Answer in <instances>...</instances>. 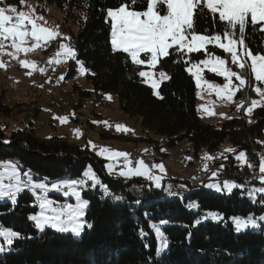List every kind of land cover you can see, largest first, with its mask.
Returning <instances> with one entry per match:
<instances>
[{
	"label": "trees",
	"instance_id": "1",
	"mask_svg": "<svg viewBox=\"0 0 264 264\" xmlns=\"http://www.w3.org/2000/svg\"><path fill=\"white\" fill-rule=\"evenodd\" d=\"M35 1L39 5L55 4L65 22L77 25L68 44L76 52L74 61L82 62L88 70L86 79L90 87L81 90L74 86L78 92L77 103L73 105L75 120H79L81 109L85 106L89 109L87 98L92 105L89 119L100 117L95 113L98 106L115 108L138 132L116 133L101 126L97 133L102 141L131 142L135 148L145 144L155 153L186 142L193 156L204 149L217 159L213 166L218 169L213 168L219 175L242 187L220 193L207 186L208 179L193 185L175 178L176 183L194 188L188 189L182 198H172L164 192L170 179L156 189L140 178L111 177L104 169V161L87 147L63 138H39L33 135L32 121L22 129L0 124V161L17 162L21 174L30 171L33 179L47 178L48 182L62 178L78 180L90 166L112 194L106 195L100 186L82 194L88 207L78 239L48 227L38 229L29 218L37 213L38 206L35 195L28 189L18 192L15 202H0V225L22 237L15 239L8 251L0 253V264H264V221L253 231L240 232L230 223L235 217L255 220L264 216V196L258 192L249 195L264 185L260 182L246 185L243 181L244 174L258 171L263 148L259 139L264 134V107L255 108L249 118L245 114L254 92L246 88L237 93L236 100L245 102L237 115H229L217 124L204 121L198 115L196 86L184 62H198L205 58L203 53L182 58L172 52L161 60L156 71L163 70L171 78L160 84V98L138 75L142 66L133 65L127 54L112 51L106 10L116 8L122 0ZM4 4L22 7L19 0H4ZM134 7L142 10L143 0ZM196 28L213 31L211 18L201 17ZM262 41L264 34L249 28L246 42L254 52L264 53ZM210 51L226 57L220 49L210 46ZM73 74L69 64L66 79ZM205 77L219 80L213 74L205 73ZM4 91L0 88V118L6 119L18 113L20 105L11 106ZM219 147L225 148L224 153ZM240 152L246 154L252 168L236 159ZM36 195L40 196V191ZM114 196L122 199L116 200ZM209 213L216 214L218 220L214 221ZM152 225L159 227L167 241L166 249L159 250L162 241Z\"/></svg>",
	"mask_w": 264,
	"mask_h": 264
},
{
	"label": "snow or ice",
	"instance_id": "2",
	"mask_svg": "<svg viewBox=\"0 0 264 264\" xmlns=\"http://www.w3.org/2000/svg\"><path fill=\"white\" fill-rule=\"evenodd\" d=\"M19 2L20 5H24L26 0H19ZM138 3L140 0H122L116 8L106 10L110 21V43L113 52L127 54L133 65L147 66L149 70H141L138 75L143 78L144 83L150 85L154 95L160 97L158 89L161 82L171 78L163 70L154 71L163 58L168 57L172 52L179 54L182 58L192 53H203L205 58L198 62L184 60L188 65L186 71L194 78L196 88L199 90L197 92L199 98H203L204 92L208 95L214 93L218 99L233 103L237 93L251 88L259 99L250 100L245 109L246 114L251 115L255 108L264 107V53L254 52L246 42L249 28L264 34V0H143L142 10L134 7ZM0 5H3L0 6V56L7 55L16 59L21 67L30 69L28 75L37 70L43 73L45 69H38L33 61L20 59V54L26 56L37 49L46 48L57 38L64 41L70 38L63 35L58 28L48 27L45 18L37 14L34 8L29 7L28 11L18 10L16 6L4 4V0H0ZM201 17L211 18L213 31L209 32L208 29L200 31L196 28ZM217 28L219 30H216ZM210 46L222 50L227 58L210 51ZM69 59H76L75 50L70 44L60 43L58 51L48 63L60 64ZM77 64L80 65L79 71L82 75L88 71L82 62L77 60ZM5 66V63L0 60V68ZM205 71L222 77L224 83L221 85L205 79ZM244 107V101L237 103L238 110ZM202 110L209 116L214 114L209 107L202 106ZM59 119L61 123H65L68 118ZM104 123L107 124V122ZM115 127L117 131H130L123 125ZM76 134L79 135V130H76ZM226 151L233 152L235 149H226ZM98 155L110 161L123 158L125 164L117 173L120 177H144L152 181L156 188H161L162 177L153 175L152 169H159L163 173L162 164L149 167L141 159L133 166L129 154L108 148H100ZM204 158L212 159L207 155ZM236 159L246 163L249 168L253 167L252 164L247 163L244 152H240ZM107 168L109 174H112L113 165L109 164ZM259 172L264 174V158H261L259 162ZM83 175L86 180L92 181V187L99 185L106 195H112L91 169ZM259 179L264 183V175H261ZM86 180L65 179L54 182L49 188L46 183L47 178L44 182H34L30 171L21 174L17 162L0 161V199L7 197L15 202L16 194L25 188L33 195H36V190L44 194L36 196L41 212L29 217L40 230L49 226L59 232L80 235L84 227L81 222L84 215L83 209L88 202L81 200L78 188L83 187ZM207 186L216 187L217 191L221 190L219 185ZM223 187L230 192L233 188L242 186L225 182ZM62 189H67L64 192L65 196L71 195L76 198L78 203L75 206L57 205L55 201L46 198L50 190L61 191ZM256 192L264 194V187L252 190L249 195H254ZM114 199L120 200L122 197L114 196ZM208 215L213 219L217 218L214 213ZM233 219L237 231L249 226L253 228L257 226L252 217H248L247 220L240 217ZM260 219L264 220V217ZM161 223H167V221ZM152 227L162 241L159 250H163L167 246V241L163 239L157 225ZM0 238H2L0 252H4L10 248L15 239L22 237L20 233L0 225Z\"/></svg>",
	"mask_w": 264,
	"mask_h": 264
},
{
	"label": "rangeland",
	"instance_id": "3",
	"mask_svg": "<svg viewBox=\"0 0 264 264\" xmlns=\"http://www.w3.org/2000/svg\"><path fill=\"white\" fill-rule=\"evenodd\" d=\"M29 7L34 8L37 14L42 15L45 18L48 27L58 28L59 31L63 35L70 37V33L76 32L77 25L72 21L65 22L63 20L64 15L62 11L58 9V7L55 4L39 5L35 0H27L26 3L22 5L20 9L18 8V10L28 11ZM37 7H39V9H37ZM60 43L68 44V40L64 41V40H61L60 38H57L56 40L52 41L48 47H46V50L44 52L41 51L40 49H37L27 54L26 56L24 54H20V59H26L29 61H33L36 63L38 69L39 68L45 69L43 73L37 70V72H39V74L43 76V79H40V78L37 79V77L36 78L31 77L34 72H32L31 75H28L27 73L30 71V69L21 67V65L17 62L16 59H12L11 57L7 55L0 56V60H2L6 65L4 68H0V88L5 90L4 96L7 99V102H9L11 106H16L17 104L20 105V110L18 111V113H15L9 116L10 117L9 122H8L9 124L5 123L6 121L4 119L2 120L3 117L0 118V124L3 127L9 126V129H13L15 127H19L22 129L24 127H27L28 121H32L34 130H35V133L33 135L39 138H46V139L63 138L69 143H76V144H79L81 147H87L91 152L94 153L95 156H97L99 159L104 161L103 166L109 176L115 177V178L120 177L117 174L120 170H116V168L120 166L119 161H124L123 158L122 159L117 158L115 160L110 161L106 159L104 156L98 155V152L100 148H108L113 151L124 152L128 154L130 151H127V149L133 147V143L119 142V141H114V140L102 141L97 132L99 131L101 126H104L108 129L107 127L108 124H105L104 122L108 123L110 122V120H115V118L119 116H120V119L119 120L116 119L117 120L116 122L117 123L119 122V125H123L125 128L129 129L133 133L138 132V128H136L135 126H132L133 124H131V122L128 121L127 117L125 115H122L115 108L106 107V106H98L97 109L95 110V113L100 115V117H94L93 119H89L90 117L89 112L91 110L90 106H92L90 98L86 99L87 104H89L88 105L89 109L84 105L85 107L79 111V115H80L79 120L77 121L74 119L75 114H74L73 105L77 103L76 99L78 98V92L74 91V86L79 87L81 90H89L90 86H89L88 80L86 79V73H84L83 75L80 73L79 71L80 65L77 64V62H75L74 60L69 59L66 62H62L60 64H55V63L49 64L48 63L49 59L54 57L55 53L58 51ZM46 63L49 64L48 67H45ZM69 64L72 65L74 74L72 75V77L66 79V73H67ZM141 66H142L141 70H144V71L149 70L146 65H141ZM154 71H156V69ZM205 73H208V72L205 71ZM205 73H204V76H205ZM208 74L212 75V73H208ZM61 77H63V79H61ZM217 78L219 80H210V79L208 80L210 82H215V83L222 85L224 83L223 78L222 77H217ZM205 79L207 78L205 77ZM147 85L150 87L149 84ZM198 91L199 90L196 88V101H197L196 107H197L198 115L201 117L202 120L210 122L212 124H217L229 115L233 116V115L238 114L239 110L237 109V103L239 101L236 100V98H235V102L229 103L225 100L218 99L214 93L212 95H208L207 92L203 93V98H199L197 96ZM254 96L255 97L253 99H259V97L255 93H254ZM202 106L209 107L214 112V114L209 116L205 111L202 110ZM35 113H37L36 117H34ZM245 114H246V111H245ZM246 116L247 118L250 117V115H247V114ZM62 117H67L68 118L67 122L61 123L59 118H62ZM121 119H123L124 123H120ZM76 130H79V135L76 134ZM114 131L117 132L116 128L114 129ZM73 135H76L77 138L74 139ZM259 142L262 144V147H263L261 154L259 156V159L261 160V158H264V134L259 139ZM93 145L95 147H93ZM137 147L138 148L143 147L142 149H145L147 145L143 144ZM142 151L146 152L144 150ZM160 152L161 154L163 153L167 154L165 158H166L167 166H169L170 169L167 168V166L164 164V161H163L164 158L161 157L160 161L158 162L154 161L153 165L162 164L164 166V172L163 173L159 172L160 174H158L156 172H158L159 169L153 168L152 174L156 176H161L162 178L168 175V173L182 174L181 172L183 171L182 166L183 165L187 166L189 164L190 166H194L195 168H197V176L195 177V179L189 180V179L182 178V176H186V177L193 176L194 173H191V172H189L190 173L189 175H187L188 174L187 173L185 175H182V176L178 175V176L182 178L183 180H187L190 183H193V185H196L198 183H202V181L206 180V178L208 179V177L211 176L210 175L211 169L217 168L213 166L214 161L217 159H213V158L205 159L204 157L206 155L207 156H210V155L204 149H201L197 156H193V153L191 152L190 147L186 142H181L177 146L169 150L161 149ZM222 153H224V151ZM157 154L158 153H156V155ZM238 154L239 153H237V155ZM138 160H141V159H138ZM109 164L113 165L114 170L112 174H109V171L107 168V165ZM124 164H125V161H124ZM199 165L203 166L204 171H207V170L208 171L203 172L201 168L198 169L197 166ZM89 169H91L90 166H87L78 180L80 179L86 180L83 174ZM257 172L259 173L260 176L264 175L259 172V167H258ZM31 177L34 182H44L45 181V180H40V179H33L32 175ZM120 178H123L125 180H130L129 178H124V177H120ZM131 178H138V177H131ZM140 178H142L144 181L146 180L148 182H152L144 177H140ZM65 179L74 180V179H69V178H62L57 181H62ZM169 179L175 182L173 180L175 178H169ZM57 181H54V182H57ZM54 182L46 181L49 188H51ZM223 182L225 183L227 181H223ZM231 183H234V182H231ZM260 184L264 185V183H262L261 180H260ZM162 185H163V181L161 180V187ZM96 187H99V185L92 187V181L86 180V184L83 187L78 188V191H80L81 200L87 201L86 199L82 197V194L86 192L87 190L90 191V190L95 189ZM262 187L264 186H261V188ZM66 191L67 189H62L61 191L50 190L46 194V198L52 201H55L57 205L72 204L73 206H75L78 203L76 198L71 195L65 196L64 192ZM221 192L222 191H220V193ZM226 192L228 193L229 191L227 190ZM42 195L44 194L41 193L40 196ZM262 195L264 196V194ZM36 196L37 195H35V199H36V203L38 206V211L35 215L41 212V209L39 207V201L37 200ZM0 202L2 203V202H13V201L5 197L3 199H0ZM87 207H88V204L83 209L84 214H85ZM48 214H51V213H48ZM83 217L81 218V222L84 224ZM260 218L255 219V222L257 225L255 228L249 226L248 228H245L243 230H250V231L255 230L258 227V224L264 221ZM213 220L217 221L218 218L213 219ZM31 222L35 224L34 221L31 220ZM230 223H232L233 228L236 232H240L236 230L234 219H231ZM45 227H48L55 232H59L49 226H45ZM82 232H83V229L79 236L74 235L71 232H59V233L71 234L73 237L78 239L80 238ZM0 242H2V238H0ZM166 247L163 248V250L166 249Z\"/></svg>",
	"mask_w": 264,
	"mask_h": 264
},
{
	"label": "built area",
	"instance_id": "4",
	"mask_svg": "<svg viewBox=\"0 0 264 264\" xmlns=\"http://www.w3.org/2000/svg\"><path fill=\"white\" fill-rule=\"evenodd\" d=\"M49 64H45V67H48ZM31 77H37V79H42V76L39 74V72L37 71H34V74L31 76ZM6 125V124H5ZM73 138L76 139L77 136L76 135H73ZM129 154V159L132 160L134 163H133V166H135V162L138 160V159H142L145 161V163L147 165H149L150 167L153 165V162H154V156H151L147 153H128ZM219 157V155H218ZM119 164L120 166H118V168H116V170H121L123 165H124V161H119ZM213 173H215V175L218 177L219 180H222V181H230L228 180L225 176H221L219 175V171H214V169H211L210 170V175L211 176H215L213 175ZM260 175L257 171H253L251 170L250 172L246 173L243 175V181L246 185H252V184H255V183H259L260 182V179H259ZM207 179V178H206ZM194 187H186L182 184H179V183H176V182H173L171 180H168L165 185H164V192H173L175 194H179L180 192H183L185 190H188V189H193ZM38 193V191H36V194Z\"/></svg>",
	"mask_w": 264,
	"mask_h": 264
},
{
	"label": "crops",
	"instance_id": "5",
	"mask_svg": "<svg viewBox=\"0 0 264 264\" xmlns=\"http://www.w3.org/2000/svg\"><path fill=\"white\" fill-rule=\"evenodd\" d=\"M1 6V5H0ZM121 118H123V117H121ZM119 120L120 119V116L119 117H117V118H115V120H110V122H108L107 124H108V128L109 127H111V128H109V129H111V131L112 132H116V131H114V129L116 128L115 126L116 125H119V122L117 123L116 121L117 120ZM120 123H124L123 122V119H121V122ZM114 124V125H113ZM113 127H114V129H113ZM122 133L123 131H117L116 133ZM129 132V131H128ZM143 148V147H142ZM142 148H135L134 146L133 147H131V148H128L127 149V151H131V150H133V149H142ZM145 148V147H144ZM144 151H146V152H150L153 156H155L156 155V153L155 152H151V150L148 148V147H146L145 149H143ZM158 154L156 155L157 156V159L155 160V161H160V159H161V157H163L164 159H163V161H164V164L167 166V162H166V158H165V156L167 155L166 153L164 154H161V152H157ZM122 159V158H121ZM120 160V159H119ZM240 163H243V162H241V161H239ZM180 163V162H179ZM182 165V164H181ZM183 167V171H181L182 172V174H170V173H168V175H166V176H164L163 178H162V181H164V180H167V179H169V178H179V179H182V178H184V179H189V180H192V179H195V177L197 176V168H195L194 166H190L189 164L187 165V166H185V165H183L182 166ZM198 167V169L199 168H201L202 169V171L203 172H207V171H204V169H203V166H201V165H199V166H197ZM167 168H169V166H167ZM170 169V168H169ZM160 171L158 170V172H156V173H158V174H160L159 173ZM189 172H191V173H194V177L193 176H189V177H186V176H182V175H185V174H187V175H189L190 173ZM178 175H180V176H182V178H180ZM177 176V177H176ZM193 177V178H192ZM138 178H140V177H138ZM129 179H131V178H129ZM140 179H142V178H140ZM146 181V180H145ZM208 184L210 185H219L220 186V188H221V190H223V191H227L226 189H224V187H223V185H224V182L222 181V180H219L218 179V177H214V176H210V177H208ZM148 182V181H147ZM228 182H231V181H228ZM149 183H151V185H152V187L153 188H155L154 187V184H153V182H149ZM202 184V183H201ZM237 188H239V187H237ZM259 188H261V186L259 187ZM157 189V188H156ZM213 189L214 190H216V187H213ZM217 191V190H216Z\"/></svg>",
	"mask_w": 264,
	"mask_h": 264
},
{
	"label": "bare ground",
	"instance_id": "6",
	"mask_svg": "<svg viewBox=\"0 0 264 264\" xmlns=\"http://www.w3.org/2000/svg\"><path fill=\"white\" fill-rule=\"evenodd\" d=\"M41 51H45L46 50V48H42V49H40ZM47 64V63H46ZM34 74V73H33ZM32 74V75H33ZM42 76V75H41ZM36 78V77H35ZM42 79H43V76H42ZM4 119V118H3ZM6 122H9V118H6V119H4ZM220 151H224L225 150V148L224 147H219L218 148ZM131 153H147V154H149V155H151V156H153L151 153H149V152H143V151H140V150H134V151H132ZM154 159H155V156H154ZM214 171H217L216 169H214ZM187 191L188 190H185V191H183V192H180L179 194H175V193H173V192H166V194L169 196V197H172V198H182L183 196H185L186 194H187Z\"/></svg>",
	"mask_w": 264,
	"mask_h": 264
}]
</instances>
